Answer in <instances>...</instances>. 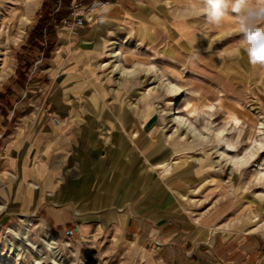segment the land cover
<instances>
[{
  "label": "rangeland",
  "instance_id": "1",
  "mask_svg": "<svg viewBox=\"0 0 264 264\" xmlns=\"http://www.w3.org/2000/svg\"><path fill=\"white\" fill-rule=\"evenodd\" d=\"M44 1L0 0L1 24L10 14L31 8L17 40L2 41L7 26L0 25V60L7 58L6 64L0 61V202L6 204L0 213V264H264V145L259 144H264V66L249 61L239 17L231 12L234 0H228L219 24L208 21L202 0H140L91 52L76 49L73 36L62 27L36 43ZM248 4L260 6L264 0ZM225 20L233 23L224 25ZM117 38L132 45L122 49L121 62L137 71L131 79L115 70L109 56ZM46 40L54 43L50 51ZM149 69L152 73L145 76ZM168 74L181 88L176 97H169L157 82L159 76L166 82ZM65 92L72 96L63 95L61 107L70 110L61 113L49 97ZM186 103L215 106L207 139L191 137L171 122L170 114ZM112 106L131 111L155 137L161 149L157 156L165 161L159 168L160 184L175 202L173 219L200 243L196 256L169 259L155 247L126 239L113 221L81 226L68 237L64 231L72 227L55 228L35 213L41 190L29 187L33 179H22L24 173L40 171L42 164L52 172L60 143L71 132L67 121L74 122L71 136L77 140L83 132L88 136L90 126L104 122L99 108ZM75 108L84 109L83 114L73 116ZM242 108L253 114V123L244 120ZM181 115L187 118L185 112ZM203 120L193 119L199 129ZM92 130L94 140L101 141L99 151H105V132ZM250 136L258 147L251 161L238 167L222 158L220 153L227 150L226 159L244 157ZM46 145L50 154L43 153ZM167 165L172 167L169 174ZM35 181L40 184L42 178ZM24 216L33 221L30 227ZM46 233L58 238L55 249L43 240Z\"/></svg>",
  "mask_w": 264,
  "mask_h": 264
},
{
  "label": "crops",
  "instance_id": "2",
  "mask_svg": "<svg viewBox=\"0 0 264 264\" xmlns=\"http://www.w3.org/2000/svg\"><path fill=\"white\" fill-rule=\"evenodd\" d=\"M139 3L140 0H115L102 19L86 23L73 37L76 49L95 50L97 40ZM51 33L57 34L55 30ZM63 95L72 96L65 92L49 97L50 104L58 106L61 113L70 110L61 107ZM83 111L75 108L71 114L82 115ZM98 115L104 122L90 126L88 136L82 128L84 135L82 133L77 140L71 136L75 130L74 122L67 121L66 125L70 126L67 130L71 132L60 143L56 164H50L52 172L45 164L40 166V171H24L22 179L32 178L37 182V176L42 178L37 184L41 195L35 213L55 228L72 227L75 231L87 224L113 221L121 227L126 239L155 247L169 259L172 255L174 260L196 256L200 243L189 233H184L183 226L173 219L175 202L171 193L160 184L159 168L165 161L157 156L161 149L155 145V137L147 134L138 118L122 107L99 108ZM98 127L109 139L105 151H99L101 141L92 136V129ZM59 142L57 137L56 143ZM44 148L43 153L50 152L46 151L49 145ZM204 245L211 249V244Z\"/></svg>",
  "mask_w": 264,
  "mask_h": 264
},
{
  "label": "bare ground",
  "instance_id": "3",
  "mask_svg": "<svg viewBox=\"0 0 264 264\" xmlns=\"http://www.w3.org/2000/svg\"><path fill=\"white\" fill-rule=\"evenodd\" d=\"M38 4H39V2H38ZM30 10H31V8L27 7L25 9V12L22 15L19 13H14V14H10L8 17H5L3 19V22H2V24L0 23V25H1V27L6 25L7 31L2 30V32H1L2 33L1 35L3 36L2 41H4V38H6L7 40H17L18 36L20 34H22L23 24L26 21V17L30 14ZM232 23H233V21H229V20L226 21L225 20L224 25H228V24H232ZM11 32H12V34L14 32H17L15 37L10 36ZM186 36H187V34H186ZM111 45H112V47H111V51H110L109 56L112 59L113 63H115L113 65V67L115 68V70H117V72H120V75L125 77V79L126 78L127 79L133 78L136 75L137 71L136 70L135 71L127 70L121 64L122 58H124L122 49L124 47H132V45L129 44V40L126 38H123V39L117 38L111 42ZM132 51L136 52V50H132ZM239 60L241 62V65L243 67H246L247 59H246L245 55L242 53V51H240ZM0 61H3L2 63L6 64L7 58L5 57V59L0 60ZM4 70H5V68H4ZM4 70H3V72H4ZM151 71L152 70H150V69L144 71V75L145 76L150 75L152 73ZM172 73L175 74V71H172ZM167 76L168 77L166 79V82L163 81V79H162L164 77V75L162 76V78L159 76L157 82L161 83L162 87H164L163 89H165V92L168 94L169 97H176L180 94L181 88L179 86H177V84L175 85L171 81L172 78L168 79L169 74ZM176 76L179 79L181 78V76L179 74H177ZM181 108H183V110H181ZM214 111H215V106L213 104L202 103L201 105H199V104L191 105L190 103H186V104L182 105L181 107H179L178 110L175 111L173 114H170L172 116L171 122H173L174 125H177L178 130H183V131L187 132L189 134V136L197 138V139L205 140V139H207L205 132L211 131L213 129V124H212L213 122L211 123V121H209L208 117L211 118L214 115ZM243 111H244L243 112L244 120H246V122L253 123L254 122L253 114L250 111H247L244 109H243ZM183 112L186 113L187 118L182 117L181 113H183ZM200 117H202L204 119L203 121L206 122L205 126L203 125L204 128L201 127L203 129H199L196 126L197 123L194 124V121H193V119L198 120ZM238 122H239L238 119L235 117L234 118L235 125H237ZM224 132H225V130L218 132L217 136L222 135ZM249 141H250V147L248 148V152L245 154L244 157H242V158H235V157L231 158L230 157V160L226 159V157L229 155L228 150H227L226 152L220 153L222 158L229 161L230 164H232V166H238L239 167L241 165H244L245 163H248L249 161H251L253 159V157L256 154L255 151L258 149V147L255 145L257 140H254L252 138V136H250ZM259 144L261 146L264 145L262 142ZM227 146L231 149L237 148L235 146V144H228ZM225 155H227V156L225 157ZM263 166H264V164H262V167ZM171 171H172V167L167 165L166 169H165V173L169 174V173H171ZM261 175L264 178V169L261 171ZM15 178H17V176L14 175L13 179L15 180ZM28 186L32 187L33 189H39V186L34 182H30L28 184ZM5 209H6V204L3 202H0V213L3 212ZM22 219L25 220L27 227H30L33 224V221L28 219L26 216H24ZM43 240L46 242L47 246L51 247L52 249H55L54 247L59 244L58 238L54 235H50L49 233H46V236L43 237ZM143 261H144V259H143Z\"/></svg>",
  "mask_w": 264,
  "mask_h": 264
},
{
  "label": "clouds",
  "instance_id": "4",
  "mask_svg": "<svg viewBox=\"0 0 264 264\" xmlns=\"http://www.w3.org/2000/svg\"><path fill=\"white\" fill-rule=\"evenodd\" d=\"M207 19L219 24L229 8L228 0H202ZM231 12L239 17V32L250 63L264 66V5L251 6L248 0H234Z\"/></svg>",
  "mask_w": 264,
  "mask_h": 264
},
{
  "label": "built area",
  "instance_id": "5",
  "mask_svg": "<svg viewBox=\"0 0 264 264\" xmlns=\"http://www.w3.org/2000/svg\"><path fill=\"white\" fill-rule=\"evenodd\" d=\"M65 0H52L53 14L60 12ZM68 15L61 20V27L75 37L86 23L98 21L103 18L106 10L111 7L115 0H68ZM75 230L66 229L65 235L72 237Z\"/></svg>",
  "mask_w": 264,
  "mask_h": 264
},
{
  "label": "trees",
  "instance_id": "6",
  "mask_svg": "<svg viewBox=\"0 0 264 264\" xmlns=\"http://www.w3.org/2000/svg\"><path fill=\"white\" fill-rule=\"evenodd\" d=\"M68 5L69 1L65 0L62 10L53 14L54 7L52 0L44 1L42 15L40 17L39 25L36 28L38 33V37H35L37 44L40 42V38H43V40L45 38L47 39V37L50 36V32L54 31L58 27H61V20L68 15ZM46 43V51H50L54 47V43L47 42V40Z\"/></svg>",
  "mask_w": 264,
  "mask_h": 264
}]
</instances>
